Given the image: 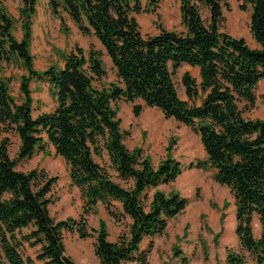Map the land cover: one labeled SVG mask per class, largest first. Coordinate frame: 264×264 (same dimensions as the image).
Instances as JSON below:
<instances>
[{
  "label": "trees",
  "instance_id": "1",
  "mask_svg": "<svg viewBox=\"0 0 264 264\" xmlns=\"http://www.w3.org/2000/svg\"><path fill=\"white\" fill-rule=\"evenodd\" d=\"M244 1L251 8L255 49L243 38L220 32L226 0H179L183 32L159 28L152 36L142 34L137 20L143 12L141 0H49L54 16L61 17L63 11L83 35H93L101 43L118 78L109 88L94 84L106 76L99 51L86 56L78 47L66 57L64 67L37 72L30 44L38 0H23L22 40L14 34L13 19L0 7V63L19 59L28 71L21 82V103L0 82V264H77L66 253L65 232H77L83 239L96 236L94 252L101 264H149L152 239L164 233L168 221L181 214L189 200L157 189L180 176L176 160L168 156L154 168L142 148L129 150L125 145L119 111L113 105L138 100L199 137L206 160L194 167L208 165L214 181L229 190L239 246L256 264H264V118L246 117L255 108V88L264 80V0ZM182 65L197 68L199 76L197 81L190 73L183 74L186 101L178 96L173 80ZM31 79L52 87L56 98L52 112L34 115ZM142 110L135 105L134 115L140 116ZM7 132L21 141L15 159L9 154V139L3 137ZM173 144L170 140L167 153ZM50 147L67 163L71 184L80 190L84 201L80 221L57 222L51 216L49 195L58 177L18 169L20 162L37 153L49 155ZM99 203L116 221L132 220L129 233L117 242L109 240L105 222L88 231V217ZM254 215L261 229L258 239L252 233ZM147 239L148 248L143 249ZM28 248L37 249L35 258L26 254ZM177 249L175 257L180 254ZM202 251L206 259L205 246ZM182 263L188 259L182 258ZM224 264L245 260L227 249Z\"/></svg>",
  "mask_w": 264,
  "mask_h": 264
},
{
  "label": "rangeland",
  "instance_id": "2",
  "mask_svg": "<svg viewBox=\"0 0 264 264\" xmlns=\"http://www.w3.org/2000/svg\"><path fill=\"white\" fill-rule=\"evenodd\" d=\"M228 8H222L221 33L233 38H243L248 44L252 39L250 34V5L244 0H226ZM143 12L137 16L141 32L144 36H152L159 32V28L167 31L183 32L179 12V0H141ZM245 5V10L240 7ZM0 7L4 8L14 22V34L18 40L24 36L21 10L23 0H0ZM203 20L207 21V11L202 12ZM32 40L30 51L34 58V69L41 73L51 66L64 67L66 57L77 48H82L88 56L90 51H99L106 70V76L95 80L98 88H109L117 84L118 78L113 64L106 55L101 43L93 35H83L69 16L61 12V17L54 16L49 6V0H38L37 14L32 22ZM199 81L198 70L187 65L180 66L174 73L173 80L180 99L186 101L181 79L184 73ZM28 71L24 63L14 59L11 64L0 63V82H5L10 94L21 103V82ZM33 97L34 115L52 112L56 107V98L52 87L45 81H30ZM256 110L264 109V80L255 88ZM140 105L143 110L140 116L134 115V106ZM118 108V118L121 129L125 133V145L129 150L142 148L145 156L150 158L152 166L156 168L168 156L181 165V177L173 183L160 187L165 194L178 193L189 200L184 211L169 220L164 233L153 239V246L148 253L149 264H183L182 258L188 259L187 264H224L227 249H231L244 257L245 264H256L253 258L242 250L236 241L234 233L223 234L227 209L233 199L229 190L218 185L214 179V170L208 165L201 169L194 166L197 162H205L199 137L189 128L166 119L155 108H148L141 100L135 103L120 101L113 105ZM250 113V112H249ZM9 139V154L12 159L18 156L20 140L13 132L3 133ZM170 140L174 141L172 151L166 152ZM102 163L101 160H98ZM47 167L54 169L46 172L51 176L61 174V183L56 185L49 195L53 203L49 206L51 216L58 222L70 218L80 221L84 211V201L80 191L68 182L69 168L66 162L56 155L54 148H49V155L37 153L31 160L18 164V169L30 172L34 169ZM183 175L188 176L187 181L179 184ZM179 182V183H178ZM225 204V205H224ZM225 206V207H224ZM229 212V213H228ZM230 217V216H229ZM258 223L257 217H254ZM88 231L98 230L101 222H105L110 240H118L117 229L128 232V222L114 224L105 206L99 203L95 212L88 217ZM108 221L110 228L108 229ZM259 224V223H258ZM110 230V231H109ZM186 234V235H185ZM149 240H145L142 247L148 248ZM66 253L77 264H100L94 252L96 236L81 238L77 232L64 233ZM206 247L207 255L204 258L202 248ZM174 247L180 254L174 256ZM26 254L35 257V249H27Z\"/></svg>",
  "mask_w": 264,
  "mask_h": 264
},
{
  "label": "crops",
  "instance_id": "3",
  "mask_svg": "<svg viewBox=\"0 0 264 264\" xmlns=\"http://www.w3.org/2000/svg\"><path fill=\"white\" fill-rule=\"evenodd\" d=\"M248 46L249 47H251V48H253V49H255V48H257L258 46H257V44H256V42L253 40V39H251L250 40V42H248ZM197 69V68H196ZM198 70V69H197ZM263 81V80H262ZM260 83V82H259ZM246 117L247 118H249V119H263L264 118V109H262L260 112H257V110H256V107L250 112V113H248L247 115H246ZM20 140V139H19ZM20 143H21V141H20ZM20 146V145H19ZM204 152V151H203ZM205 154V153H204ZM61 158V157H60ZM64 160V159H63ZM67 164V163H66ZM68 166V165H67ZM44 168H46V170H47V172H52L53 174L55 173V170L54 169H48L47 167H43V168H41L39 171H45L46 172V170L44 169ZM69 168V167H68ZM23 172V171H22ZM46 172V173H47ZM27 173V172H26ZM181 173H182V170H181ZM48 174V173H47ZM49 175V174H48ZM181 175V174H180ZM49 177H50V175H49ZM51 177H58L59 178V180H58V182H57V184L56 185H58V184H60L62 181H61V178H62V175L60 174H56V176H51ZM179 177V176H178ZM181 177V176H180ZM67 179H68V182L70 183V185H71V179H70V175H69V172H68V174H67ZM187 179H188V176H186V175H183V177L179 180V184H183L184 183V181H187ZM173 183V182H172ZM161 186H164V185H160V186H158L157 187V189L158 190H160V187ZM78 188L77 187H74V190H77ZM79 190V189H78ZM80 191V190H79ZM152 192H153V190H151L150 192H149V196L152 194ZM232 197V196H231ZM232 199H233V197H232ZM114 205H115V208L116 209H119L120 211H122V205L120 204V203H118V202H115L114 203ZM225 205V204H224ZM105 206V205H104ZM225 207V206H224ZM105 208H106V206H105ZM227 209H228V211L230 212H228L229 214H228V216H226V214H225V218H226V220H227V218H228V223H226L225 224V227H224V229H223V234H225L226 232L228 233V234H231V233H234L235 235H236V232H235V230H236V221H235V207H234V199H233V203L231 202L230 204H229V206L227 207ZM107 210V209H106ZM108 212V211H107ZM108 214H109V212H108ZM109 216L111 217V219L112 220H114V224L116 223V224H118V225H120L121 224V222H124V221H127L128 222V232H122V229L119 227L118 229H117V233H118V237H120L123 233H126V234H128L129 233V227H130V225H131V223H132V220H131V218L130 217H123L122 218V220L120 221V222H118V221H116L115 220V218H113L110 214H109ZM230 216V217H229ZM254 217H257L256 215H254L253 216V219H255ZM253 219H252V233H253V236H254V238H256V239H258L259 237H260V232H261V229H260V224H258L259 223V221H258V223L256 222V220L254 221L255 222V225H253ZM257 220H258V217H257ZM64 221V220H63ZM169 222V221H168ZM168 224V223H167ZM110 228V221H108V229ZM110 231V230H109ZM110 237V236H109ZM155 238V237H154ZM153 238V239H154ZM153 239H152V241H153ZM109 240H110V238H109ZM147 240H151V239H147ZM111 242H117L118 240H110ZM236 241H238V239H237V236H236ZM238 244H239V242H238ZM28 249H31V248H28ZM36 250V254H37V249H35ZM36 254H35V257H36ZM28 256H30V255H28ZM32 257V256H31ZM35 257H32V258H35ZM74 260V259H73ZM99 260V259H98ZM75 261V260H74ZM99 263H100V261H99ZM224 263H225V261H224ZM101 264V263H100ZM128 264H136V263H128Z\"/></svg>",
  "mask_w": 264,
  "mask_h": 264
}]
</instances>
